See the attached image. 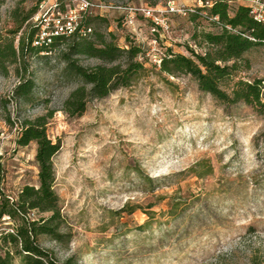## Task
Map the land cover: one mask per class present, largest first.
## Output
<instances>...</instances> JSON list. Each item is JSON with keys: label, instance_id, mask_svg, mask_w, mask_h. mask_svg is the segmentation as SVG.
<instances>
[{"label": "rangeland", "instance_id": "rangeland-1", "mask_svg": "<svg viewBox=\"0 0 264 264\" xmlns=\"http://www.w3.org/2000/svg\"><path fill=\"white\" fill-rule=\"evenodd\" d=\"M37 1L7 0L0 33L15 28V8L29 11ZM167 1L94 0L109 7L93 10L91 26L116 32L121 45L129 35L150 49L157 37L159 49L187 56L204 52L201 32L218 31L205 17L173 16L170 33L162 37L142 17L134 27L124 24L125 7ZM176 1L198 6V0ZM66 4V11L80 5ZM26 28L9 34L16 47ZM45 56L28 58L36 83L29 103L13 97L20 81L16 65L0 76L1 200L2 194L16 199L25 185L38 184L37 144L20 147L16 141L25 119L55 110L47 131L61 144L54 158L55 191L69 238L58 243L42 235V247L60 262L75 255L80 264H264V115L243 103L225 106L190 76L163 74L147 61L131 87L92 100L81 115L70 116L63 103L82 80L66 71L58 52ZM79 62L100 63L85 57ZM243 64L239 78H264V46L246 53Z\"/></svg>", "mask_w": 264, "mask_h": 264}, {"label": "trees", "instance_id": "trees-1", "mask_svg": "<svg viewBox=\"0 0 264 264\" xmlns=\"http://www.w3.org/2000/svg\"><path fill=\"white\" fill-rule=\"evenodd\" d=\"M6 1L0 0V16ZM43 1L38 0L35 8L29 11L23 12L17 7L11 12L15 28L9 34L17 35L27 26L18 47L15 46V38L0 33V76H7L9 66L16 65L15 70L20 77L13 90L16 100L22 103L33 100L36 83L28 62L30 55L39 57L45 54L48 57L56 51L66 64V71L82 80L63 103L62 110L70 116L81 115L92 100L103 99L118 89L131 87L146 72V62H152L148 56L150 49L135 37L125 36V44L121 45L116 32L93 29V11L81 12L73 34L54 36L49 44L35 46L42 25L33 23L32 19ZM66 1L73 0H58L60 10L66 11ZM190 15L193 19L198 16L207 18L218 31L201 32L200 40L206 45V50L194 52L192 56L177 53L171 48H160V72L173 77L190 76L202 92L210 94L219 103L225 106L243 103L264 115V78L246 80L238 77L244 65V55L264 46V21L255 20L248 6H231L227 1H215L212 7L206 10L199 8L197 13ZM94 17L97 18L96 15ZM98 19L106 22L101 16ZM88 29L92 31L84 35ZM82 57L100 63L84 66L79 62ZM245 63L249 68L248 61ZM54 113L55 110H50L21 123L16 143L20 147L32 142L37 144L38 184L25 185L16 199L2 194L1 200L0 195V219L8 217L15 228V234L5 232L0 238L4 249L0 253V264H14L16 257L22 264H80L75 255L60 262L52 250L39 243L42 235L58 243L69 238L62 230L64 219L55 191L54 158L61 144L53 142L47 131ZM148 180L150 183L155 181L154 178ZM176 208L177 204L172 205L169 211L174 212ZM30 212H36L38 216L29 218Z\"/></svg>", "mask_w": 264, "mask_h": 264}, {"label": "built area", "instance_id": "built-area-1", "mask_svg": "<svg viewBox=\"0 0 264 264\" xmlns=\"http://www.w3.org/2000/svg\"><path fill=\"white\" fill-rule=\"evenodd\" d=\"M79 1V7L70 8L68 11H61L58 7V0H53L52 4L47 8L51 0H44L39 7V14L35 17V21L42 25L41 31L35 39V46H44L51 42L52 37L73 34L78 25L81 12L93 11L96 9H107L109 6L90 2L88 0ZM215 1H227L231 6L246 5L250 8V15L257 21H264V0H198L197 7H188L176 0H168L164 6H127L124 8L125 17L124 24L128 27H134L139 17L145 19L151 28V33L159 36L168 35L171 31V18L176 15L187 16L198 12L199 8L204 10L212 7ZM79 9V10H78ZM44 11V12H42ZM41 13V15H40ZM205 15L206 11L203 12ZM215 19H218L216 17ZM91 29L86 31L87 35ZM154 47L150 48L148 56L152 55L153 63L160 68L161 50L158 48L157 37L151 41ZM15 234V228L9 222L8 217L0 219V238L5 233Z\"/></svg>", "mask_w": 264, "mask_h": 264}]
</instances>
